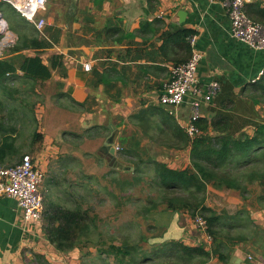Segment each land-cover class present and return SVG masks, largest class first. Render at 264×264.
<instances>
[{"label": "crops", "instance_id": "0c3cea01", "mask_svg": "<svg viewBox=\"0 0 264 264\" xmlns=\"http://www.w3.org/2000/svg\"><path fill=\"white\" fill-rule=\"evenodd\" d=\"M47 11V35L54 41L47 50L48 59L63 55L67 76H56L62 82L56 83L62 85L59 93L36 110L44 140L32 148L30 156L45 174L41 186L44 217L40 222H26L16 199L0 197V264H28L33 254L45 256L52 264L88 262L83 251L61 253L48 241L47 215L60 206L74 207L81 198L100 205L105 194L127 195L119 184L124 179L132 181L122 175L132 170L121 161L122 141L156 160L155 153L163 158L170 152L169 161H160L170 168L190 165V148L182 149L177 137L190 120L192 97L178 108L164 107L159 101L171 67L186 62L192 54L191 46L177 39L180 32L197 36L195 48L203 56L198 67L199 86L220 84L218 95L203 103L202 120L227 119L226 133L233 136L253 135L264 123V104L251 98L254 88L264 81L260 75L264 51H254L232 37L224 0H49ZM246 12L257 20L264 13V0L249 4ZM6 53V59L13 56L11 49ZM26 54L33 56L34 52ZM86 65H90L89 71ZM220 132L208 130L210 135ZM182 154L186 163L177 165ZM20 155L19 159L0 158V169L22 161V147ZM105 168L111 169L106 176ZM227 196L229 206L222 204ZM244 201L233 190L208 187L206 204L218 213L232 216L242 212L246 216ZM220 205L223 209H218ZM114 206L117 213L124 209ZM246 210L247 217L264 229V209L255 202ZM135 213L129 206V219L114 218L122 224L111 220L100 226L112 231H143L144 226L160 236L156 243L180 241L191 247L203 245L207 252L213 249L207 232L194 224L188 213L157 210L136 221ZM246 246L253 248L245 242L231 246L227 263L213 254L206 264H264L262 256L248 254Z\"/></svg>", "mask_w": 264, "mask_h": 264}, {"label": "trees", "instance_id": "16d2710c", "mask_svg": "<svg viewBox=\"0 0 264 264\" xmlns=\"http://www.w3.org/2000/svg\"><path fill=\"white\" fill-rule=\"evenodd\" d=\"M4 7L12 8L20 15L10 4L0 2L3 16ZM20 18L21 22L10 29L18 36L11 48L13 56L6 59V54L0 59L1 159L6 156L21 158L22 147L23 160L30 156L36 144L43 142L44 135L38 131L40 125L36 117L38 105L44 103L41 91L54 74L61 79L67 76L63 55L51 56L49 64L42 57L54 42L49 41L46 27L39 31L34 23L21 15ZM253 20L264 23V13ZM192 36L193 33L182 31L177 39L190 47ZM27 51H33L34 55H27ZM251 98L257 104H264V81L254 88ZM197 127L200 134L194 139H190L184 129L182 134L178 133L181 148H190V165L186 169H173L154 158L146 159L142 151H133L127 141V144L122 141L121 155L135 165L132 171H127V175L131 173L132 181L124 179L119 184L122 192H128L127 195L111 194L110 197L117 206L132 205L136 212L135 221L160 208L188 213L193 219L200 216L205 220L206 232L212 240L211 252L205 251L203 245L191 247L180 241L156 243L160 236L155 234L145 238L142 230L104 231L105 226H99L98 218L81 204L84 198L74 207L60 206L47 215L45 232L48 241L61 253L75 249L83 251L84 259H89L83 264H206L213 254L220 262L227 263L233 250L231 246L244 242L258 250L264 259L263 228L254 225L242 212L232 216L221 214L206 204L208 187L212 186L238 192L244 200L255 199L264 209V123L256 127L253 135L242 133L239 136L226 133L229 122L225 118L211 123L200 119ZM176 128L181 130L178 126ZM210 128L221 132L210 135ZM151 168L153 174H150ZM139 188L143 190L140 197L136 196ZM136 231L139 233L132 240L131 235ZM116 233L123 234L121 237L112 236ZM118 240L121 243L116 242ZM28 264L52 263L41 254H33Z\"/></svg>", "mask_w": 264, "mask_h": 264}, {"label": "built area", "instance_id": "2783aa9c", "mask_svg": "<svg viewBox=\"0 0 264 264\" xmlns=\"http://www.w3.org/2000/svg\"><path fill=\"white\" fill-rule=\"evenodd\" d=\"M49 0H0L10 4L22 18L34 23L39 31H43L46 20L41 16L46 12ZM258 0H224L231 19V35L236 40L245 43L254 51H264V23L252 20L246 7ZM197 36L189 39L192 54L185 63L171 67V77L165 85L160 97V104L164 107L178 108L187 99L190 102V120L185 125V131L190 139L200 134L197 127L201 117L203 103H209L219 93L220 84L212 82L204 89L199 86L198 67L202 61V54L196 50ZM16 43V37L9 28V23L0 12V59ZM90 70V65L85 66ZM264 76V70L260 73ZM45 174L37 166L32 156H25L23 160L12 167L0 169V197L16 199L26 222H40L44 217V198L41 186ZM197 225L206 231V222L200 216L196 217ZM210 237V236H209ZM211 239V238H210Z\"/></svg>", "mask_w": 264, "mask_h": 264}, {"label": "rangeland", "instance_id": "374dc122", "mask_svg": "<svg viewBox=\"0 0 264 264\" xmlns=\"http://www.w3.org/2000/svg\"><path fill=\"white\" fill-rule=\"evenodd\" d=\"M3 13H4V17H5V19L9 22V28L11 29L12 28V25H15V24H18V23H20L21 22V18H20V15H18L12 8H9V7H4V9H3ZM45 20H46V25H45V27H46V29H47V16H48V11H47V9H46V12L43 14V15H41ZM12 31V30H11ZM13 32V31H12ZM14 33V32H13ZM15 34V33H14ZM15 36L17 37V39H18V36L15 34ZM50 56V53H49V51H46V52H44L43 53V55H42V57H43V59H44V61H45V63H47V60H48V57ZM56 76L58 77V74H55V79H52L51 81H49V82H47L45 85H44V87H43V89H42V91H41V93H42V95H43V104L42 105H44L45 103L46 104H48V103H50L51 101H52V97L55 95V94H57V93H59V88H58V86L56 85V83H59V82H61L60 80H57L56 79ZM80 128V127H79ZM51 137H52V135H51ZM94 140V139H93ZM57 143V142H56ZM63 143H65V142H63ZM62 152H60V156H62V154H61ZM143 154V156H144V158H146L147 159V156L145 157V155H144V153H142ZM156 155H158V159L157 160H159V161H162V160H165V161H169L170 160V152H166V153H164V155H162L163 156V158H161L160 157V155H159V153H155ZM119 155H120V158H121V161L123 162V163H125L124 165H125V168H127L128 170H132V167L134 168V164H132V163H130L128 160H126L125 158H123V156L121 155V153H119ZM156 159V158H155ZM180 163H182V165H184L185 163H186V156L185 155H180V157H179V161L177 162V165H179ZM143 169H145V168H143ZM149 169H150V167H149ZM149 169H145V170H149ZM111 170V169H110ZM110 170L109 169H104V175L106 176L107 174H109V173H111L110 172ZM150 174H153V172H152V168H151V172H150ZM122 175H127V171L125 172V173H123ZM128 176L129 177H131V173H129L128 174ZM106 185V184H105ZM137 192H136V196H139L142 192H143V190H142V188H139L138 190H136ZM78 195H79V193H78ZM208 195V194H207ZM80 196V195H79ZM85 197V196H84ZM105 198H103V201H102V203L100 204V205H97V203H96V205H95V202H94V200L93 201H91V200H83V201H81V204L84 206V208L85 209H88V210H90V212H91V214L92 215H95L98 219H97V224L100 226V225H102L103 224V222H107V221H111L112 220V222L113 221H115V222H118L119 224H122V222H119V221H117V220H115V219H120V220H127V219H129L130 217H129V215L127 214V207H132V205H123V207L122 208H124L120 213H117L116 211H115V209L116 208H114L115 206H114V204H115V202L111 199V197H109V195H107V194H105V196H104ZM140 197V196H139ZM230 201V197L229 196H227L226 197V199H224V198H222V204L223 205H226V206H229L231 203L229 202ZM206 202H207V200H206ZM255 199H249V200H246V201H244V204H243V206L244 207H246V209L247 208H249V207H251V209L253 208V205L255 204ZM130 204H132V203H130ZM218 204H221L220 202H218ZM116 206H117V204H115ZM223 205H220L219 207H218V209H223ZM246 209H244V211H246V216H247V213H249ZM133 210V209H132ZM159 210H165L164 208H160ZM217 210V209H216ZM221 211V210H220ZM251 211V210H250ZM217 212H219L218 210H217ZM224 212H227L226 210H224ZM175 213V212H174ZM221 213H223V211L221 212ZM189 216V215H188ZM115 218V219H114ZM190 220H192L193 221V223L194 224H197V222H196V220L195 219H193V218H191ZM250 220L253 222V220H252V218H250ZM117 223V224H118ZM148 223H149V221H148ZM254 224V223H253ZM255 225V224H254ZM141 226V225H140ZM142 229H143V231L145 232V238H149L151 235H155V232H151V231H146L145 230V227L144 226H142L141 227ZM105 229H107L106 227H104V231H105ZM108 230V229H107ZM111 233H114V232H116V231H112V230H109ZM139 232H133V235H131V237H132V240H134L136 237H137V234H138ZM122 234L123 233H116V234H114V235H112V236H116V237H121L122 236ZM130 237V238H131ZM121 239V238H120ZM156 241H159L158 239L156 240ZM116 242H120L121 243V241H116ZM247 245H249V243H246ZM245 250L246 251H248V254H249V251H250V254L252 255V256H255V254L257 255H260V252L258 251V250H256V249H254V248H250L249 246H246V248H245ZM252 259V258H251Z\"/></svg>", "mask_w": 264, "mask_h": 264}]
</instances>
